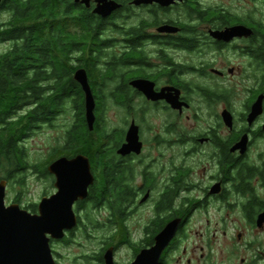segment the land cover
<instances>
[{"label": "flooded vegetation", "instance_id": "flooded-vegetation-1", "mask_svg": "<svg viewBox=\"0 0 264 264\" xmlns=\"http://www.w3.org/2000/svg\"><path fill=\"white\" fill-rule=\"evenodd\" d=\"M56 38H67L62 78ZM1 66L18 84L23 156L25 139L59 124L61 156L88 159L93 178L64 238L108 227L95 259L111 247L114 261L121 251L132 261L177 220L158 264H264V0H0ZM81 116L96 128L93 157L71 140ZM58 157L25 162V174L47 179L45 196L57 190L47 166ZM6 177L0 168L5 195L19 185Z\"/></svg>", "mask_w": 264, "mask_h": 264}, {"label": "water", "instance_id": "water-1", "mask_svg": "<svg viewBox=\"0 0 264 264\" xmlns=\"http://www.w3.org/2000/svg\"><path fill=\"white\" fill-rule=\"evenodd\" d=\"M76 78L86 89V122L93 129L94 101L88 90L86 76L77 73ZM131 135V136H130ZM128 135L131 146L137 135ZM47 169L56 175V192L41 197L37 212H30L16 203L5 204L6 181L0 180V264H56L51 241L62 240L67 231L77 223L72 203L84 197L92 181L88 159L77 155L72 160L60 156L50 162ZM178 228V221L169 222L155 236V243L139 251L128 264H158L165 247ZM104 264H116L112 248L103 254Z\"/></svg>", "mask_w": 264, "mask_h": 264}, {"label": "rangeland", "instance_id": "rangeland-1", "mask_svg": "<svg viewBox=\"0 0 264 264\" xmlns=\"http://www.w3.org/2000/svg\"><path fill=\"white\" fill-rule=\"evenodd\" d=\"M63 122L62 119L59 123ZM58 124L54 130H44L30 138L25 139L24 146L26 148V157L29 162L43 164L50 160L53 151L61 150L63 144V134ZM55 154V153H54ZM33 173L23 174V184L8 185L5 195V204L18 203L24 209H30L31 203H38L42 196H45V191L49 192L46 178H38L32 175ZM21 175L18 176V178ZM13 182V181H12ZM21 191L19 194L18 192ZM19 201H15L16 197ZM111 230L108 227L103 229L88 225L82 227L81 230L73 236H68L70 242H60V240L51 241L50 245L53 250V255L56 259V264H101L95 257L103 248V241L110 234ZM188 236L194 237V228L186 229ZM116 264H128L131 262V256L127 251H121L115 257Z\"/></svg>", "mask_w": 264, "mask_h": 264}, {"label": "trees", "instance_id": "trees-1", "mask_svg": "<svg viewBox=\"0 0 264 264\" xmlns=\"http://www.w3.org/2000/svg\"><path fill=\"white\" fill-rule=\"evenodd\" d=\"M12 31V29H11ZM61 36H66V34H62ZM67 38L55 39L53 43L54 50V61H55V76L58 78H62L65 76V69L61 67L59 63L66 60L67 53L65 52L64 43H66ZM4 66H1V71H5ZM12 73V77H13ZM2 74H0V123H5L4 129L0 130V168H4V175L6 174L9 179H17L18 184H23L24 178L23 174H25V162L27 158L23 156V152L19 149L17 145V140L20 137L21 131L24 128L21 120H13L12 114L15 110H17L18 105L20 104L19 100V92H18V84L16 81H8V79H1ZM7 80V81H6ZM59 89L57 92H64V85L60 84L57 86ZM63 102L62 95L56 96L54 100L55 108H59V105ZM79 105H82V102H78ZM79 125L86 128L85 121L81 116V120L79 121ZM83 129L82 133H72L71 140L76 142V147L79 149L81 143H84V152H86L90 157L94 156L93 151L88 152L93 148V142L95 141L96 128L93 131H89L88 128ZM92 146V148H91ZM91 148V149H90ZM55 153V154H54ZM53 153L54 157L61 156L63 154V150L56 149ZM51 159V158H50ZM45 162L43 164L36 163L38 167H46ZM31 164V163H29ZM21 175L19 178L18 176ZM23 175V176H22ZM63 242H70V238L65 237Z\"/></svg>", "mask_w": 264, "mask_h": 264}]
</instances>
